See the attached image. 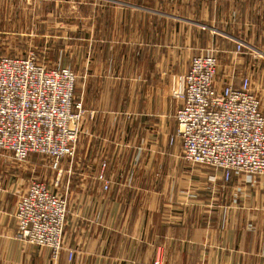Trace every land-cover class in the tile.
<instances>
[{
	"label": "crops",
	"instance_id": "1",
	"mask_svg": "<svg viewBox=\"0 0 264 264\" xmlns=\"http://www.w3.org/2000/svg\"><path fill=\"white\" fill-rule=\"evenodd\" d=\"M39 16L59 28L29 44L74 72L85 112L74 157L53 163L69 197L57 257L17 238L33 173L0 157V264H264V179L186 163L172 95L190 60L214 52L218 87L247 77L264 115V0H43Z\"/></svg>",
	"mask_w": 264,
	"mask_h": 264
},
{
	"label": "built area",
	"instance_id": "2",
	"mask_svg": "<svg viewBox=\"0 0 264 264\" xmlns=\"http://www.w3.org/2000/svg\"><path fill=\"white\" fill-rule=\"evenodd\" d=\"M242 50L243 44H237L236 53ZM217 68L214 52L200 54L190 60L185 73L174 78L172 95L179 101L175 120L183 160L247 179L264 177L260 102L247 77L237 87L233 83L218 87ZM75 83L73 71L49 68L33 52L1 56L0 157L7 153L22 163L37 154L55 165L72 159L85 112L75 96ZM105 166L96 179L106 191ZM41 183L31 181L18 199L16 236L57 257L63 250L68 199ZM73 256L69 251L68 259Z\"/></svg>",
	"mask_w": 264,
	"mask_h": 264
},
{
	"label": "rangeland",
	"instance_id": "3",
	"mask_svg": "<svg viewBox=\"0 0 264 264\" xmlns=\"http://www.w3.org/2000/svg\"><path fill=\"white\" fill-rule=\"evenodd\" d=\"M42 1L43 0H0V42L2 43H0V56L26 55L29 52H33L35 53L38 60L43 62L38 53V50L34 49L32 45L29 44V40H37L35 35L39 30L42 31V29H44V26L48 27L49 34H56L57 29L59 28V21L58 18H55V22L57 23H45L42 20L43 17L39 16V18H37V10L41 6ZM66 6L67 4L63 3L62 7H56L55 13L57 12L58 14L59 11H65L67 8ZM15 16L18 18L19 22L17 25H11V19H13ZM11 31H15L16 33L15 47H11L10 44ZM30 36L31 38H29ZM26 161L29 171L33 173L32 181H36L39 183L44 182L45 185L48 184L49 186V183H51L49 182V179L52 177L51 180L53 179V182L51 186H49L50 189L56 192L59 191L60 195H66L67 199L69 198L67 188L64 187L65 185H62L63 170L60 174H58L57 171V175L54 176L53 162L46 157L37 154L30 155ZM254 178L264 179V177ZM56 181L57 186H55Z\"/></svg>",
	"mask_w": 264,
	"mask_h": 264
}]
</instances>
